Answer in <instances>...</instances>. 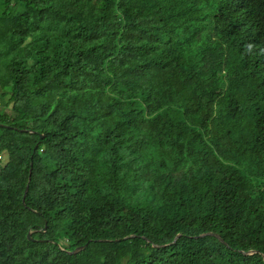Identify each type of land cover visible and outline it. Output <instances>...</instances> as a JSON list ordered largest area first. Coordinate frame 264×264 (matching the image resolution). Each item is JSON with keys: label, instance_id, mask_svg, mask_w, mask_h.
<instances>
[{"label": "trees", "instance_id": "1", "mask_svg": "<svg viewBox=\"0 0 264 264\" xmlns=\"http://www.w3.org/2000/svg\"><path fill=\"white\" fill-rule=\"evenodd\" d=\"M0 22V264H264V0Z\"/></svg>", "mask_w": 264, "mask_h": 264}, {"label": "water", "instance_id": "2", "mask_svg": "<svg viewBox=\"0 0 264 264\" xmlns=\"http://www.w3.org/2000/svg\"><path fill=\"white\" fill-rule=\"evenodd\" d=\"M40 136H42V135L40 134ZM26 191H27V186H26V188H25V192H24V194H23V202H24V198H25ZM24 204H25V203H24ZM43 229H45V227H43ZM206 234L215 235L220 241H222L224 244H226L225 241L220 237L219 234H215V233H213V232L201 233V234H199V235H197V236H194V237L204 236V235H206ZM30 235H31V232H28V233H27V237H28V239H32V237H31ZM179 236H180V234H177V235L174 237L173 241H175L176 238L179 237ZM88 241H90V240H88ZM156 246H158V245H156ZM84 247H85V244L80 245V246L74 248L73 250L69 251V253H76V252L82 250ZM251 252H254V251H253V250H252V251H249V253H251ZM263 259H264V255H263Z\"/></svg>", "mask_w": 264, "mask_h": 264}, {"label": "rangeland", "instance_id": "3", "mask_svg": "<svg viewBox=\"0 0 264 264\" xmlns=\"http://www.w3.org/2000/svg\"><path fill=\"white\" fill-rule=\"evenodd\" d=\"M2 26H3V25H2L1 22H0V31L2 30ZM21 40L23 41L22 38H19V41H21ZM22 41H21V42H22ZM2 161H3V162L5 161V157H4V156H2Z\"/></svg>", "mask_w": 264, "mask_h": 264}]
</instances>
